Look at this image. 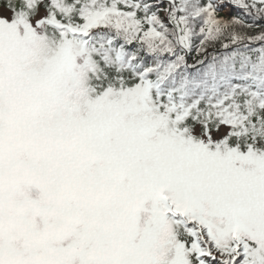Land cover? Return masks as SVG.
Returning <instances> with one entry per match:
<instances>
[{
	"label": "flooded vegetation",
	"instance_id": "1",
	"mask_svg": "<svg viewBox=\"0 0 264 264\" xmlns=\"http://www.w3.org/2000/svg\"><path fill=\"white\" fill-rule=\"evenodd\" d=\"M14 78L0 79V264H151L172 224H205L170 139L133 132L137 109L110 119L107 94L78 110L69 81Z\"/></svg>",
	"mask_w": 264,
	"mask_h": 264
},
{
	"label": "trees",
	"instance_id": "2",
	"mask_svg": "<svg viewBox=\"0 0 264 264\" xmlns=\"http://www.w3.org/2000/svg\"><path fill=\"white\" fill-rule=\"evenodd\" d=\"M0 8L17 21L42 14L29 70L43 72L73 48L79 63L65 81L78 110L107 94L108 104H136L139 121L160 120L177 149L226 126L212 154L250 150L253 162L264 160V0H0ZM188 226L210 264H251L241 246L227 256L206 225Z\"/></svg>",
	"mask_w": 264,
	"mask_h": 264
},
{
	"label": "rangeland",
	"instance_id": "3",
	"mask_svg": "<svg viewBox=\"0 0 264 264\" xmlns=\"http://www.w3.org/2000/svg\"><path fill=\"white\" fill-rule=\"evenodd\" d=\"M41 17L40 13L29 22L17 21L10 10L0 8V79L17 81L14 76L24 75L31 81H37L40 76L65 81L78 65L79 58H76L73 48L66 44L42 73L37 74V70L32 69L25 74L22 62L31 52L33 39L41 32ZM179 30L181 36L183 32ZM105 99V96L100 97L93 106L98 108ZM136 107L134 103L118 102L110 107L111 112L107 117L111 119L117 112L123 116L127 111L136 110ZM133 121H137V118H133ZM159 122L143 118L133 132L154 129ZM227 131L228 127L222 126L215 132L201 136L197 142L191 141L190 147L185 150L172 146V160L184 163L181 176L177 174L173 178L176 182L183 181L186 201L192 200V204L187 205L188 215L204 218V225L211 233L210 239L221 253L232 257L241 246L246 261L264 264V160L253 162L250 150L244 154L231 151L224 157L217 151L215 155L212 154L210 146L224 137ZM198 133L195 129L192 135L197 136ZM180 177L182 180H179ZM203 188L209 194L214 212L205 202L197 201V197L202 196ZM195 233L190 226L172 225L170 241L165 245L166 253L153 257L156 262L151 261V264H164L165 260L169 264H210L201 257L207 250Z\"/></svg>",
	"mask_w": 264,
	"mask_h": 264
}]
</instances>
